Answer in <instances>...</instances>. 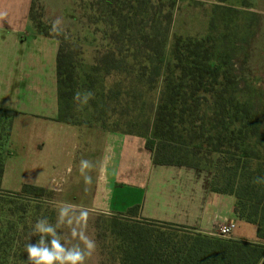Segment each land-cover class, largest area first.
Instances as JSON below:
<instances>
[{
  "label": "trees",
  "instance_id": "16d2710c",
  "mask_svg": "<svg viewBox=\"0 0 264 264\" xmlns=\"http://www.w3.org/2000/svg\"><path fill=\"white\" fill-rule=\"evenodd\" d=\"M158 2L155 12L153 0H93V23L105 26L109 44L94 48L86 66L81 43L61 37L56 121L142 138L157 166L210 172L211 192L235 198L234 214L256 227L257 242L134 220V207L124 216H97L92 225L102 238V253L107 264H259L264 258V89L250 60L261 16L214 4L204 35L181 36L172 31L175 1ZM35 6L30 18L47 35ZM14 117V111L0 108V194L5 192L3 147ZM19 192L14 193L51 194L30 185ZM26 237L22 243L0 242V264H30Z\"/></svg>",
  "mask_w": 264,
  "mask_h": 264
},
{
  "label": "crops",
  "instance_id": "0c3cea01",
  "mask_svg": "<svg viewBox=\"0 0 264 264\" xmlns=\"http://www.w3.org/2000/svg\"><path fill=\"white\" fill-rule=\"evenodd\" d=\"M33 3L47 35L30 18ZM77 31L72 0H0V108L15 112L3 147L1 190L19 192L30 185L60 191L67 205L108 215L124 216L137 207L134 220L185 226L211 237L220 210L236 229L247 224L234 214V197L211 192L210 172L157 166L142 138L56 121L61 34L81 43L89 64L94 51L87 34ZM81 160L93 167L82 173ZM85 174L91 183H85ZM252 226V237L235 229L231 239L257 242Z\"/></svg>",
  "mask_w": 264,
  "mask_h": 264
},
{
  "label": "rangeland",
  "instance_id": "374dc122",
  "mask_svg": "<svg viewBox=\"0 0 264 264\" xmlns=\"http://www.w3.org/2000/svg\"><path fill=\"white\" fill-rule=\"evenodd\" d=\"M175 11L173 18L172 31L174 34L181 36H200L207 32L210 20L211 7L214 4L225 5L226 7L245 9L258 13L261 16V24L257 31L253 46L251 65L259 78L258 84L264 89V0H174ZM93 0H72V9L76 18L77 32L86 33V40L93 42L94 48L103 50L109 42L105 35V26L101 24L94 25L93 19L97 15L91 12L90 4ZM158 0H153V11L158 12ZM161 7V6H160ZM247 7V8H245ZM37 14L40 16L41 9L37 8ZM98 30V31H97ZM91 33V34H90ZM81 34V33H80ZM93 34V41L91 35ZM63 36V34H61ZM85 36V35H84ZM65 40L74 41L69 36L64 35ZM84 65L89 64V59L83 54L81 57ZM86 63V64H85ZM78 72L83 75V64L78 65ZM85 95V94H84ZM118 194L124 192L123 189L117 190ZM20 193V192H15ZM14 192H2L0 194V242L13 241L15 243H22L20 238L25 236L28 243L36 244L37 238L44 235L43 247L49 252L52 251L50 235L41 234L35 231V225L39 220H47L43 227H51L57 236L65 237L71 240V231L73 229L79 230L78 218L73 215V209L69 208V215L64 217L60 226L57 227L58 210L61 206L67 205L66 200L62 197L63 194L59 192H51V194H21L15 195ZM138 195H133L136 199ZM126 205V204H125ZM79 210V208L72 206ZM122 209V208H118ZM89 216L87 220L86 234L96 242V250L87 258L86 264H107L105 254L102 253V238L96 235L93 227V222L100 213L96 209L88 210ZM54 214V217L52 215ZM69 221L71 226L69 227ZM140 221V220H138ZM153 230H166V227L157 225H145ZM236 232L241 237H252L254 228L252 225L240 224L237 225ZM31 237V238H30ZM61 246L67 249L64 240L60 241ZM74 243V242H73ZM26 253V250H25ZM24 255V254H23ZM28 260V257H26Z\"/></svg>",
  "mask_w": 264,
  "mask_h": 264
},
{
  "label": "clouds",
  "instance_id": "9594fccd",
  "mask_svg": "<svg viewBox=\"0 0 264 264\" xmlns=\"http://www.w3.org/2000/svg\"><path fill=\"white\" fill-rule=\"evenodd\" d=\"M93 165L88 160L80 161V170L82 173L86 169L92 168ZM85 183H91V176L85 174ZM73 209V215L78 218L79 230L73 229L71 231V240L57 236L51 227L45 228L43 225L48 223L45 220L37 221L35 231L41 234L50 235L52 237L50 243L52 251L49 252L43 247L44 235L36 244L28 243L26 245V252L28 254V261L30 264H86L87 258L90 257L96 250V242L86 234L88 210L75 209L71 205H63L58 210L57 227L63 221L64 217L69 215V208ZM71 221H69V227ZM64 240L67 249L61 246L60 241ZM74 242V243H73Z\"/></svg>",
  "mask_w": 264,
  "mask_h": 264
},
{
  "label": "built area",
  "instance_id": "2783aa9c",
  "mask_svg": "<svg viewBox=\"0 0 264 264\" xmlns=\"http://www.w3.org/2000/svg\"><path fill=\"white\" fill-rule=\"evenodd\" d=\"M222 210L217 212L213 218L214 236L217 238L231 239L236 229V222L226 218V215L221 214Z\"/></svg>",
  "mask_w": 264,
  "mask_h": 264
}]
</instances>
